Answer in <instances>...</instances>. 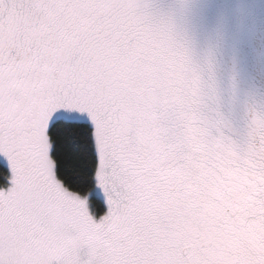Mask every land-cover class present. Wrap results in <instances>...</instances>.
Here are the masks:
<instances>
[{
    "label": "snow or ice",
    "instance_id": "obj_1",
    "mask_svg": "<svg viewBox=\"0 0 264 264\" xmlns=\"http://www.w3.org/2000/svg\"><path fill=\"white\" fill-rule=\"evenodd\" d=\"M256 185L264 112L243 145L207 119L143 0H0V264H225Z\"/></svg>",
    "mask_w": 264,
    "mask_h": 264
},
{
    "label": "rangeland",
    "instance_id": "obj_2",
    "mask_svg": "<svg viewBox=\"0 0 264 264\" xmlns=\"http://www.w3.org/2000/svg\"><path fill=\"white\" fill-rule=\"evenodd\" d=\"M143 3L155 18L165 19L172 25L175 39L187 49L193 67L200 74L202 114L232 138L224 126L220 101L230 88L229 84H239L246 76L252 79V95L262 94L257 85H262L264 79L263 72L259 70L263 63L255 64L247 56L242 67L235 69V61L237 53L243 50V44L253 45L252 41L258 37L255 35L256 27L259 25L257 31H264V0H143ZM219 42L228 44L223 57L219 54L220 47H223ZM259 51L264 54V49ZM231 122L234 123L233 120ZM238 129L243 130L241 127ZM213 132L216 133L215 128ZM250 196H253L254 205L247 206L245 226L253 230H239L233 226L226 241L213 244L225 264H238L230 255V248H236L247 257L257 256L264 250V187L256 185L254 194ZM246 233L247 237L244 236ZM257 236L262 242L254 239Z\"/></svg>",
    "mask_w": 264,
    "mask_h": 264
},
{
    "label": "flooded vegetation",
    "instance_id": "obj_3",
    "mask_svg": "<svg viewBox=\"0 0 264 264\" xmlns=\"http://www.w3.org/2000/svg\"><path fill=\"white\" fill-rule=\"evenodd\" d=\"M258 26L256 27L257 29ZM257 29L255 30V35H257L258 37L254 38L255 41H252L253 45L247 46L243 44V50L237 53L238 58H236L237 61H235L236 62L235 69H239L240 67H242L244 57L247 56L249 60L253 59L255 64L257 63L264 64L263 61L264 54L262 55V52L259 51V49L260 50L264 49V31L259 32L257 31ZM219 40L222 41L223 39L220 38ZM220 44L223 47H220V52L219 51L218 52L220 56L223 57V55L226 54L227 51L226 47L228 46V44L227 43L226 44L224 43V45L222 43ZM251 49L253 51H251ZM225 57L227 60L230 59V57L228 56ZM263 64L261 65V67H259V70H261L263 72L262 74L264 75ZM249 70L251 71V69ZM257 72L255 71V73ZM251 75L254 76L253 73ZM250 79H248V77L246 76L245 80L240 81L239 84H232V83L229 84L230 88H228V90L225 93H223V97H221V101H220V111L221 113L224 114L225 117L224 126L228 131V133L232 135L231 139L237 141L238 144L241 145H243L244 141L248 139V133L250 132L251 122L254 118L255 113L264 112V84H263L264 79L263 82H261L262 85H257L259 87L258 89H260V91L262 92V94L258 96L252 95V91L254 90L252 89ZM232 120L234 121V123L231 122ZM240 127L245 131L238 129ZM234 199L240 200L241 197L235 196ZM248 199L250 201L248 206L250 207L251 205H254L253 196H249ZM234 226L238 227L239 230H253L248 227L246 228L245 214L244 217L238 218V223L234 222ZM244 236L247 237V233ZM254 239L260 240V242H262L259 236L255 237Z\"/></svg>",
    "mask_w": 264,
    "mask_h": 264
}]
</instances>
